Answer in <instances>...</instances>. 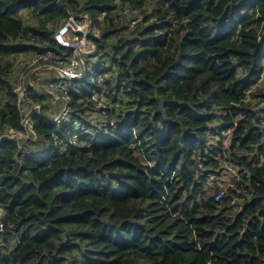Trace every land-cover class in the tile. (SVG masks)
Listing matches in <instances>:
<instances>
[{
	"label": "trees",
	"instance_id": "1",
	"mask_svg": "<svg viewBox=\"0 0 264 264\" xmlns=\"http://www.w3.org/2000/svg\"><path fill=\"white\" fill-rule=\"evenodd\" d=\"M81 13L97 60L70 121L36 115V139L0 142V264H264V0H0V136L26 132L20 75L40 42L71 52L54 33ZM227 163L238 178L217 201Z\"/></svg>",
	"mask_w": 264,
	"mask_h": 264
},
{
	"label": "built area",
	"instance_id": "2",
	"mask_svg": "<svg viewBox=\"0 0 264 264\" xmlns=\"http://www.w3.org/2000/svg\"><path fill=\"white\" fill-rule=\"evenodd\" d=\"M73 31H78V26H70ZM69 33V29L65 27L63 30L59 31L56 34L57 40L63 46L73 47L75 52L68 57L60 56L55 51L48 49L44 46L43 43H40L41 53L34 60V62L41 61V64L32 69L29 73L23 74L21 76V81L18 85L19 89L17 91V106L18 110L22 117V123L26 130V132L19 133L20 137L30 138V133L33 132L31 119L36 113H41V104H31L30 96V87L34 86L33 81L37 80L32 78V73L35 71H41L39 76H44L47 73L54 72L56 73L53 76V79L49 81L46 85L45 91L48 93L50 101L54 104L59 100H62L67 97L68 92L70 91V83L72 80L81 78L84 76L85 72L81 67V58L80 53L81 49H83L86 45V39L75 36L73 38L66 37ZM261 79H264V72L261 75ZM26 80H30L29 84H26ZM102 81V78H101ZM29 105H31L29 107ZM69 110L65 106L61 109V111L51 117V120L54 122H61L68 118ZM16 133L5 134L2 136L3 138H12L15 137ZM79 138L78 134H75L73 137V142L77 143ZM1 142V140H0ZM6 226V210L0 207V231L4 230ZM79 264H82L81 262Z\"/></svg>",
	"mask_w": 264,
	"mask_h": 264
},
{
	"label": "clouds",
	"instance_id": "3",
	"mask_svg": "<svg viewBox=\"0 0 264 264\" xmlns=\"http://www.w3.org/2000/svg\"><path fill=\"white\" fill-rule=\"evenodd\" d=\"M127 12H128L130 15H134V16L137 15L136 10H134V9H132V8H130L129 10H127ZM71 22H72V23H71ZM132 24H134V22H133ZM71 25H73V26H78V27H79L78 31H77V32H76V31H73L72 28L70 27ZM65 27H67V28L69 29V33L66 35V37L73 38V37H75V36H78V37H80V38H85V39H86V45H85V47H84L83 49H81V53H80V58H81V60H82V62H81V67H82L83 71L85 72V74H84V76L81 77V78H77V79L72 80L71 83H70V87H71V84H72V83H74L75 81H78V80H82V79H84V78L88 75V73L91 72L92 64H93V62H94L95 60H97L96 57H92V55H93V54L95 53V51H96V44H95V42H94L93 40H91L90 37H91V35L99 36V30H98V29H94V28L92 27V20H91V17H90V15H89L88 13H81V14H79V15L71 14L69 20H67V21L64 22L63 24H60V25L58 26V28L56 29L55 33H54V38H55V40H56L61 46H63V45L57 40V38H56V34H58V32L61 31V30H63ZM40 43H41V42H40ZM40 43H39V44H40ZM43 44H45V43H43ZM40 47H41V46H40ZM63 47L66 48V49H70L71 52L68 53V54H66L65 51L62 52V53H59V52H57L56 50L51 49V48H49V47H46V48L51 49V50L55 51L57 54H59L60 56H64V57L71 56V55L75 52V49H74L73 47H69V46H63ZM35 67H36V66H35ZM263 72H264V69H263L262 73H263ZM262 73L260 74L259 80H258V82H257L258 84H259V81H260V82H264V79H263V80L261 79V75H262ZM33 74L36 75V76L32 77L33 79L40 78V80H39V81H35L36 83L39 84L38 86H37V85H34V86H31V87H30V91H31V93H30L29 98L31 99V104H37V103L41 104V113H36L34 116H36V115H42V116H44L49 122H51V123H56V124L63 123V122H67V121L69 122V121H70L69 118L71 117V115H70V110H69V105H68V102H69V101H68V99H69L68 96H67L66 98H64V99L58 101V102H60L61 108L58 110L57 113L52 112V110L49 111V113H46V112L43 110L46 101H47V103L53 104V103L50 101L49 95H48V93L45 91V88H46V85L49 83V81H50L51 79H53V76H55V73H54V72H50V73L45 74L44 76H39V75L41 74V71H35V72L32 73V76H33ZM22 75H23V74H22ZM22 75H21V76H22ZM101 78H102V81H101ZM41 80H45L46 83H41ZM97 82H98L99 85H100V89H99V90L94 94V96H93V99H92V100H93V110H91V111L89 112V116L91 117V118H89V119H91V120L93 121L94 126H95V131H94V129H89V128L86 129V131H88V132L91 133V134H93V132H94L95 135H96L97 132L100 131V129H102L105 125H107V123H108V119L105 117L104 110H106V109H108V108L111 107V106H110V102L107 104V102L104 101V98H105V99H108L107 101H109V98L106 97V93H107V85H106V83H105V77H104L103 75H100V76L97 78ZM20 83H21V78L19 79V84H20ZM19 84H18V85H19ZM41 85H42V88H39V86H41ZM33 88H39V89H40L39 91L42 92V94H35L34 92H32V89H33ZM16 90H17V89H16ZM16 93H17V91H16ZM30 106H31V105H29V107H30ZM65 106H66V107L68 108V110H69L68 118H67L66 120H64V121L59 122V123L52 121V120H51V117L54 116V115H57V114L61 111V109H62L63 107H65ZM98 113H99V115H98ZM53 114H54V115H53ZM101 115L104 116L102 120L100 119V118H101ZM34 116H33V117H34ZM33 117H32V119H33ZM32 119H31V123H32ZM22 124H23V123H22ZM110 124L113 126V125H114V121H111ZM23 129H25L24 126H23ZM32 129H33V127H32ZM21 132H24V130H22V131L11 130L10 132H7V133H5V134L16 133V136H15V137H12V138H3V139H15L16 137H18V138L20 139V136H19L20 134H19V133H21ZM5 134H3V135H5ZM32 134H34V139H36L37 136H36V133L34 132V130H33ZM75 134H76V133H75ZM75 134H73V135L71 136V138H70L72 143H74V142H73V137H74ZM3 135L0 136V140H1V141L3 140V139H1ZM78 139H79V138H78ZM77 143H78V141H77ZM77 143H76V144H77ZM23 156H24V155H23ZM23 156H22V157H23ZM22 157H21V158H22ZM226 191H227V190L221 189V191L216 195V200H217V201L221 200L222 197L225 195V192H226ZM232 204L235 206L236 209H238V208L241 206V201H239V200H237V199H234V200L232 201ZM0 207H2V206H0ZM2 208H4V207H2ZM4 209H5V208H4ZM5 210H6V209H5ZM7 218H8V213H7V211H6V221H7ZM5 228H6V226H5ZM5 228H4V229H5ZM3 231H4V230H2V232H3Z\"/></svg>",
	"mask_w": 264,
	"mask_h": 264
},
{
	"label": "rangeland",
	"instance_id": "4",
	"mask_svg": "<svg viewBox=\"0 0 264 264\" xmlns=\"http://www.w3.org/2000/svg\"><path fill=\"white\" fill-rule=\"evenodd\" d=\"M72 23V22H71ZM24 58H26V57H20L19 58V60H22V59H24ZM18 60V61H19ZM18 61H17V63H18ZM24 61V60H23ZM34 62V59L33 58H31V59H29V63L30 62ZM20 64V63H19ZM23 64H25V65H27L28 63H27V61H24L23 62ZM41 64V61H37V62H34V65L32 66V68L34 69L35 68V66H38V65H40ZM15 73L17 74V76H19V69L17 68V70L15 71ZM14 73V74H15ZM56 74V73H55ZM14 76V75H13ZM34 76H36L35 74H33V76L32 77H34ZM20 78H21V75H20ZM19 78V79H20ZM38 79H40V78H37V80L36 81H38ZM23 81H21V83H22ZM26 82V84H29V82H32V81H30V80H26L25 81ZM33 83V85H39L38 83H36V82H32ZM21 85V84H20ZM259 86H264V82H260L259 81V84H258ZM17 88L19 89V87L17 86ZM16 88V89H17ZM39 88H42V85L41 86H39ZM17 89V90H18ZM256 89H254V91H255ZM254 91H252V92H254ZM249 98L251 99V98H253V96H252V93H250L249 94ZM108 99H105L104 98V101L105 102H107V104L110 102V100L109 101H107ZM256 101V103H259V102H261V99H259L258 101H257V99L255 100ZM98 115H99V113H98ZM103 115H101V120L103 119ZM263 117H264V115H263ZM91 118V117H90ZM264 125V124H263ZM233 167V166H232ZM228 163L227 164H224L223 165V168H224V171L221 173L222 175H219L218 176V179L219 180H221V182L219 183V186H221V188L222 189H224V190H228V188L230 187V188H233V187H235V181H236V179L238 178L237 176V174H238V170L234 167V168H232ZM213 178H215V176H213ZM224 180V181H223ZM209 189V188H208Z\"/></svg>",
	"mask_w": 264,
	"mask_h": 264
}]
</instances>
